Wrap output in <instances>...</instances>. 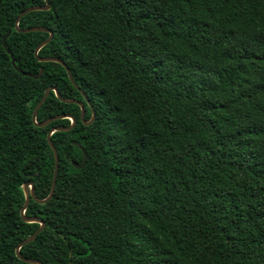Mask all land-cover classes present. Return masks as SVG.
Returning <instances> with one entry per match:
<instances>
[{
  "label": "trees",
  "instance_id": "obj_1",
  "mask_svg": "<svg viewBox=\"0 0 264 264\" xmlns=\"http://www.w3.org/2000/svg\"><path fill=\"white\" fill-rule=\"evenodd\" d=\"M94 26H129L136 71L116 80L74 27L52 31L39 57L65 62L90 105L58 63H41L49 33L15 30L38 0H0V264H27L16 253L41 227L21 216L24 185L46 199L55 159L33 112L49 87L83 102L85 120L121 107L115 126H86L82 109L50 93L37 122L73 116L55 133L60 169L47 204L31 200L26 217L45 230L23 247L43 264H264V0H97ZM21 29H47L33 12ZM14 55L17 67L12 65ZM170 38L167 53L152 43ZM164 57L161 59V57ZM122 120L127 127L121 126ZM80 143L88 154L73 145Z\"/></svg>",
  "mask_w": 264,
  "mask_h": 264
},
{
  "label": "clouds",
  "instance_id": "obj_2",
  "mask_svg": "<svg viewBox=\"0 0 264 264\" xmlns=\"http://www.w3.org/2000/svg\"><path fill=\"white\" fill-rule=\"evenodd\" d=\"M38 4L46 17L47 29L52 31L61 32L67 27H74L77 32L83 34L85 40L90 42L103 40L113 33L122 34L107 49L102 44L97 45L93 53L99 57L104 66L111 68L112 75L118 81L136 71V65L132 62L136 52L125 39L129 35V26L120 24L115 29L105 28L103 31L94 26L97 0H38ZM151 40L162 53H167L170 44V38L167 35L157 32L151 36ZM163 58L162 56L161 59ZM122 115L121 107L111 106L106 112L91 116V122L97 128L104 125L115 126ZM119 123L127 127L124 121L120 120Z\"/></svg>",
  "mask_w": 264,
  "mask_h": 264
},
{
  "label": "water",
  "instance_id": "obj_3",
  "mask_svg": "<svg viewBox=\"0 0 264 264\" xmlns=\"http://www.w3.org/2000/svg\"><path fill=\"white\" fill-rule=\"evenodd\" d=\"M43 11V9L41 7H31V8H28L26 9L23 13H21V15H19V17L17 18L16 20V23H15V30L18 32V33H22V34H28V33H39V32H43V33H49V38L47 40H45L44 42H42L36 49L35 51V56L37 57L38 61L41 62V63H50V62H53V63H58L60 65H62L67 73H68V76H69V79L70 81L72 82V84L74 85V87L82 94L85 102H87L89 105H90V102H89V98L88 96L85 94V92L83 90H81L79 88V86L77 85L73 75H72V72L71 70L68 68L67 64L65 62H63L62 60L60 59H56V58H52V57H46V58H42V57H39V52L44 48L46 47L47 45H49L53 38H54V33L46 28H43V27H32V28H27V29H21L19 27V24L21 22V20L28 14L30 13H33V12H41ZM12 35V31H10L4 38L3 40V45L4 47L7 49L8 53L10 54L11 56V60H12V65L13 67L20 73H22L23 75H25L26 77H31V78H34L36 80L40 79L44 73L43 70L40 71V74L38 76H35V75H32L30 73H25L23 72L22 70H20L17 65H16V60L14 58V55L11 53V51L7 48V40L9 39V37ZM51 92H54L56 94V97L63 103L65 104H75V105H78L79 107H81L82 109V113H81V120L82 122L86 125V126H90L92 125V122H91V119L90 121H86L85 120V115H86V109L84 107V104L83 102L81 101H78V100H69V99H65L61 96V94L59 93V91L55 88V87H49L43 98L41 99V101L38 103L37 107L35 108L34 112H33V122L35 124V126L37 128H46L48 127L50 124L56 122V121H61V120H70L71 121V125L68 126V127H54L50 130V132L48 133V136H47V140H48V144L49 146L51 147L52 151H53V154H54V159H55V170H54V175H53V182H52V188H51V192L49 194V196L44 199V200H40L37 198L36 196V192H35V187H34V184L32 182H28L24 185L23 189H24V193H25V197H26V201H25V205L23 206L22 208V211H21V216L22 218L24 219L25 222L27 223H38L41 225V227L36 231V233H34L31 237H29L28 239H26L25 241H23L22 243L19 244V246L17 247V250H16V253H17V256L18 258L23 261L24 263H27V264H43L42 262L40 261H37V260H33V259H29V258H25L22 256L21 254V249L31 243H33L36 238L45 230L46 228V224L44 221L40 220V219H37V218H28L26 217V212L28 210V207L30 205V202L31 200L35 201L36 203H39V204H47L49 201L52 200L54 194H55V190H56V186H57V178H58V174H59V169H60V157H59V153H58V150L57 148L55 147V145L53 144L52 142V136L55 134V133H67V132H70L72 131L75 127H76V124H77V121L76 119L73 117V116H70V115H58V116H55V117H52L42 123H38L37 122V118H38V114H39V110L41 109V107L45 104V102L47 101L48 97L50 96V93ZM96 113L95 111H92V116H95ZM73 145L75 147H77L78 149H80V151L82 152L83 154V162L82 164L78 165V164H73V166L78 169V170H82L85 168L86 164H87V161H88V154L86 152V150L84 149V147L78 143V142H73Z\"/></svg>",
  "mask_w": 264,
  "mask_h": 264
},
{
  "label": "flooded vegetation",
  "instance_id": "obj_4",
  "mask_svg": "<svg viewBox=\"0 0 264 264\" xmlns=\"http://www.w3.org/2000/svg\"><path fill=\"white\" fill-rule=\"evenodd\" d=\"M90 121V120H89Z\"/></svg>",
  "mask_w": 264,
  "mask_h": 264
},
{
  "label": "rangeland",
  "instance_id": "obj_5",
  "mask_svg": "<svg viewBox=\"0 0 264 264\" xmlns=\"http://www.w3.org/2000/svg\"><path fill=\"white\" fill-rule=\"evenodd\" d=\"M71 125V124H70Z\"/></svg>",
  "mask_w": 264,
  "mask_h": 264
}]
</instances>
